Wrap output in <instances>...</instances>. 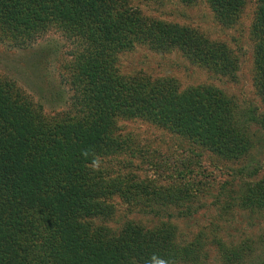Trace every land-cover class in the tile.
I'll use <instances>...</instances> for the list:
<instances>
[{
    "label": "trees",
    "instance_id": "trees-1",
    "mask_svg": "<svg viewBox=\"0 0 264 264\" xmlns=\"http://www.w3.org/2000/svg\"><path fill=\"white\" fill-rule=\"evenodd\" d=\"M206 2L221 29L235 27L246 5V0ZM255 2L253 79L264 105V0ZM52 28L75 43L65 65L71 90L65 111L46 114L15 80L0 76V264H146L153 254L174 264H196L199 240L182 245L166 221L142 226L128 214L154 216L189 203L187 186L197 192L201 184L197 171L179 166L171 186L154 174L152 186L128 181L114 163L132 166L117 156L139 143L121 131L124 121L153 123L231 161L247 156L250 125L264 118L241 112L211 84L180 88L171 77L123 73L118 57L136 47L177 51L230 80L238 57L226 42L188 23L144 14L129 0H0V41L24 49ZM84 150L102 158L98 170ZM244 188L241 206L264 210V175ZM117 197L126 204L121 218ZM192 212L187 204L177 214ZM244 254L234 253L227 262L242 264Z\"/></svg>",
    "mask_w": 264,
    "mask_h": 264
},
{
    "label": "rangeland",
    "instance_id": "rangeland-1",
    "mask_svg": "<svg viewBox=\"0 0 264 264\" xmlns=\"http://www.w3.org/2000/svg\"><path fill=\"white\" fill-rule=\"evenodd\" d=\"M129 1L144 14L188 23L210 38L226 42L238 57V68L230 80L191 64L177 51L158 54L145 47H136L120 53L118 65L123 73H142L152 78L171 77L180 88L211 84L231 97L241 112L253 111L264 118V105L253 79L254 41L250 29L255 0H246L239 21L230 29H221L216 24L206 0H198L192 6L179 0ZM74 47L71 39L54 28L24 49L0 41V76L15 80L35 102L42 105L46 114L61 113L67 109L71 94L65 65L70 61ZM121 131L134 135L139 143L133 152L129 150L117 156L124 165L131 161L132 166L126 165L125 169L114 163V168H119L118 174L129 178L128 181L133 183L137 180L152 186L151 175L154 174V179L161 178L166 186H171L175 180L172 173L180 166L188 168L190 174L197 171L195 177L201 183L197 192H193V186H187L189 203L184 202L176 209L162 207L164 211L173 213L169 219L162 214L164 211L154 216L132 211L128 214L129 219L133 216L142 226L150 227H156L161 220L166 221L182 245L199 240L200 259L196 264H229L226 257L242 252L245 253L242 264H264V210L245 209L240 200L246 184L264 175V119L250 125L253 145L247 156L231 161L181 135L140 119L124 121ZM252 171H257L255 176H250ZM162 175H168V179ZM113 200L121 218L126 204L118 197ZM187 204L193 212L178 215V210L185 209Z\"/></svg>",
    "mask_w": 264,
    "mask_h": 264
},
{
    "label": "clouds",
    "instance_id": "clouds-1",
    "mask_svg": "<svg viewBox=\"0 0 264 264\" xmlns=\"http://www.w3.org/2000/svg\"><path fill=\"white\" fill-rule=\"evenodd\" d=\"M82 155L85 158L89 157L90 155L92 156L90 167L93 170H98L101 167L102 158H100L99 156H96L94 153H91L88 150H84L82 152ZM146 264H174V261L171 258H166V257L159 256L157 254H153L149 258V260L146 262Z\"/></svg>",
    "mask_w": 264,
    "mask_h": 264
}]
</instances>
